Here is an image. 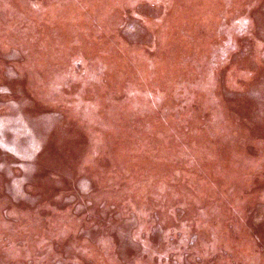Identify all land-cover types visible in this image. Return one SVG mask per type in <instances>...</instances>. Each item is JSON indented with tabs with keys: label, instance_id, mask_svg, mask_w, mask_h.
Masks as SVG:
<instances>
[{
	"label": "rangeland",
	"instance_id": "374dc122",
	"mask_svg": "<svg viewBox=\"0 0 264 264\" xmlns=\"http://www.w3.org/2000/svg\"><path fill=\"white\" fill-rule=\"evenodd\" d=\"M79 2L0 0V264H264V0Z\"/></svg>",
	"mask_w": 264,
	"mask_h": 264
},
{
	"label": "bare ground",
	"instance_id": "6f19581e",
	"mask_svg": "<svg viewBox=\"0 0 264 264\" xmlns=\"http://www.w3.org/2000/svg\"><path fill=\"white\" fill-rule=\"evenodd\" d=\"M70 2H73L74 3V6L75 7H77V8H79V7H81V5H80V2H79V0H69ZM98 7H97V9L99 10V9H101L102 7H101V5L99 4V5H97ZM74 11V7H72V6H68L67 7V11H66V13H65V16L66 17H69V15H70V13H72ZM54 14V16H55V12L53 13ZM99 14H97L96 15V17L97 18H99V16H98ZM102 17V16H101ZM100 17V18H101ZM99 18V19H100ZM225 33V32H224ZM227 34V33H226ZM78 56H73L72 58H77ZM147 66L149 67H151V65H150V63H147ZM151 69V68H150ZM73 73H71V71H67L66 72V74L65 73H63V74H61V75H58V73L56 74V76H57V80L56 81H54V83L52 84V87L56 84V82L59 80V79H64V78H66V77H69V76H71ZM97 74V71L94 69V70H92V69H87V72H86V76H85V79H92V78H94V76ZM210 75H207L206 76V78H203L201 81H199L201 84H200V86H202L204 89H206L207 90V87L210 85V77H209ZM182 83H184V82H177V84L178 85H180V84H182ZM185 86H187V85H184V87ZM192 86H194V85H192ZM55 88V87H54ZM53 88V89H54ZM153 91L157 94L156 95V99H159L160 98V91L158 90V89H153ZM180 92H182V91H180ZM144 92H142L141 94H140V97H138L137 98V100H135V105H140L143 109H150L152 106H154L153 104L155 103L154 102V100H152V101H150V100H148V97H147V95H146V93L145 94H143ZM145 98L146 99V102L145 103H140L139 102V100L138 99H141V98ZM207 104H211L210 103V101L208 100L207 101ZM217 106V107H216ZM216 106H214L213 108H212V112H211V121L214 123V122H218L219 123V125L220 126H223V125H225L226 124V121H223V118H224V116H223V114H222V110L219 108L220 106H218V105H216ZM236 157L234 156L231 160L232 161H234V159H235ZM142 167V166H141ZM131 169H133V167H130ZM234 171H229V176H230V174H232ZM228 176H226L225 178H227ZM225 186H227L226 184H224ZM216 208V207H215ZM214 207H210V210H214L215 209ZM208 211H206V213H207ZM211 241L212 242H214V239H211Z\"/></svg>",
	"mask_w": 264,
	"mask_h": 264
}]
</instances>
